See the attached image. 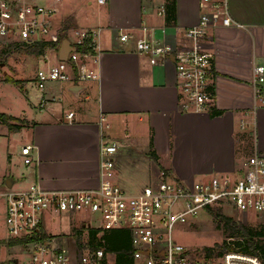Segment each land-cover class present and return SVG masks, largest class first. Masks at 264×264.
Segmentation results:
<instances>
[{
	"label": "crops",
	"instance_id": "0c3cea01",
	"mask_svg": "<svg viewBox=\"0 0 264 264\" xmlns=\"http://www.w3.org/2000/svg\"><path fill=\"white\" fill-rule=\"evenodd\" d=\"M45 1L57 9L52 21L58 18L60 26L54 31L66 36L71 30L94 33L98 78L48 83L42 93L49 100L45 108L30 120L21 117L29 122L22 129L31 132L36 164H23L20 180L37 177L48 190L95 188L104 141L119 146V180L127 157L154 166L146 184L160 170L186 180L235 173L254 149L264 155V107L253 88V69L264 66V0H226L232 23L218 21L201 43L216 57V103L207 113L182 112L173 62L150 64L149 57L135 49L140 38L174 47L189 44L183 30L199 22L206 10L201 0H174V23L166 21L170 0H96V9L83 19L69 1ZM120 31L131 37L120 41ZM260 86L264 95V83ZM35 95L39 101L41 93ZM64 108L74 113L71 121L61 112ZM119 129L123 135L117 134ZM130 187L133 190L122 188L137 192L144 186ZM257 215L264 227V212Z\"/></svg>",
	"mask_w": 264,
	"mask_h": 264
},
{
	"label": "built area",
	"instance_id": "2783aa9c",
	"mask_svg": "<svg viewBox=\"0 0 264 264\" xmlns=\"http://www.w3.org/2000/svg\"><path fill=\"white\" fill-rule=\"evenodd\" d=\"M58 1V0H55ZM105 3V0H97ZM206 10L196 25L183 30L189 41L181 47L140 38L135 49L149 57L150 64L164 65L172 61L175 67V87L179 108L185 113H207L216 103L215 52L204 50L201 43L208 32L220 22L229 26L226 0H201ZM57 12L52 5L29 3L26 0H0V40L4 43L37 41L55 45L56 54L62 41L53 30L52 18ZM77 39L70 41L75 48L65 60L39 68L28 81L39 95L38 106L43 110L48 99L43 96L50 82H82L97 79L94 66L98 64V51L94 33L75 32ZM131 36L119 32L120 41ZM59 44V45H58ZM264 66L253 69V88L256 97L264 95ZM74 113L67 112L71 121ZM103 120V119H102ZM35 146L23 144L19 155L26 167L36 164ZM119 146L104 141L100 147V182L95 188L44 189L37 177L23 190L9 188L4 192L5 221L9 237L20 238L27 253L22 264H116L114 254L108 252L104 234L115 229H127L131 234L134 264H264L259 255L241 251V247L220 255L206 256L192 252L178 242L174 235L177 224L195 220L209 208L231 206L241 213L264 212V155L253 150L235 173L216 174L208 179L187 185L162 171L158 177L137 192H128L112 177ZM27 181V180H26ZM91 211L100 220L98 226L82 222L73 237L72 249L63 243L69 237L62 233L52 235L42 230L43 224L54 221L64 212ZM95 230L96 233L91 232Z\"/></svg>",
	"mask_w": 264,
	"mask_h": 264
},
{
	"label": "rangeland",
	"instance_id": "374dc122",
	"mask_svg": "<svg viewBox=\"0 0 264 264\" xmlns=\"http://www.w3.org/2000/svg\"><path fill=\"white\" fill-rule=\"evenodd\" d=\"M33 1L42 5L48 4L45 0ZM66 1L73 5L74 12L79 15V19L90 17L94 9H96V0ZM89 1L92 3L88 4ZM27 2L31 3V1ZM86 11H88V14H83ZM58 20L56 17L53 19V28L60 26V21ZM58 34L61 39L66 36L62 31ZM67 36L71 41L77 39L74 30H71ZM46 60L49 65L58 63L56 49L46 48L42 55H36L29 53L25 49L11 47L10 43H4L0 40V63H4L0 67V264H22L28 256L20 244H12L15 238L9 237L5 221L6 202L4 200V192L9 188L5 186V179L8 177L14 178L15 181L11 188L16 191L27 188L31 183L29 179L27 181L19 179L24 169L23 159L17 156L18 147L20 148L23 144H32L30 130L22 129L29 122L27 123L21 117L28 116L27 118L30 120V118L38 116L39 106L35 95L37 89L30 85L28 81L33 79L39 68L48 66ZM23 87H27L28 90L24 91ZM62 111L64 113L68 112L67 108ZM4 115L9 118H5ZM35 122L31 123L30 121L31 124H35ZM9 125H17L18 129L11 130ZM120 133L123 135L121 129L118 130L117 134L119 135ZM153 167L145 160H140V158L130 159L127 157L121 164V180L118 179L116 174L112 179L123 188L133 190V187L130 186H136V184L145 186L150 183L146 184V179L154 170ZM162 171L160 170L159 174ZM210 177L186 180L173 175V180L192 185L198 180ZM128 178H131L130 180H134L136 183L130 184L129 182L131 181ZM218 210L223 215L242 223L246 229L252 231L255 234L258 245L264 248V227L258 215L252 212L244 214L228 205L213 208V211H203L195 220L177 224L173 232L175 239L192 252H201L202 256L203 252L206 255V248H212L214 253L217 254L224 242L229 243L237 239L229 237L230 231L225 229L222 224H219L215 216ZM82 222L90 223L92 226L100 224V220L89 210L76 213L64 212L61 215H56L54 221L47 220L43 224L42 230L47 229L52 235L66 234L69 240L63 239V243L69 245V248L72 249V239L77 234V230L82 227ZM259 233H262V235H259Z\"/></svg>",
	"mask_w": 264,
	"mask_h": 264
},
{
	"label": "trees",
	"instance_id": "16d2710c",
	"mask_svg": "<svg viewBox=\"0 0 264 264\" xmlns=\"http://www.w3.org/2000/svg\"><path fill=\"white\" fill-rule=\"evenodd\" d=\"M165 15L167 23H174L175 20V1L170 0L166 3L165 7ZM11 47L21 48L27 50L29 53L42 55L46 48L54 49L55 45L50 42H42L37 41L33 43H24V42H12L10 43ZM218 112V111H217ZM216 112H214L215 114ZM5 116V115H4ZM6 117V116H5ZM9 118V117H6ZM11 130L18 129L17 125H9ZM150 156L152 158H156L155 152L150 151ZM216 208V207H214ZM207 211H213V208L207 209ZM219 224H222L225 229L230 231L229 237L237 238L232 242H224L218 251L217 254L214 253L212 248H206V256L210 257L213 255H220L229 250H235L237 247H241V251L256 254L261 257L264 261V248L259 246L256 239L255 234L252 231L246 229V227L239 222L234 221L231 217H227L223 215L219 210L215 214ZM95 234L96 231L93 230L91 232ZM262 235V233H259ZM105 244L108 252L114 254L116 264H134L131 253H132V245H131V234L127 229H115L109 231L104 234ZM22 239L15 238L12 241V244H20Z\"/></svg>",
	"mask_w": 264,
	"mask_h": 264
},
{
	"label": "water",
	"instance_id": "95a60500",
	"mask_svg": "<svg viewBox=\"0 0 264 264\" xmlns=\"http://www.w3.org/2000/svg\"><path fill=\"white\" fill-rule=\"evenodd\" d=\"M75 48L70 44L69 39L64 38L62 39L59 48H58V59L59 60H65L67 58V55L70 51H74ZM4 63H0V67L3 66ZM14 178L13 177H8L5 179V186L7 188H11L13 186L14 183Z\"/></svg>",
	"mask_w": 264,
	"mask_h": 264
},
{
	"label": "flooded vegetation",
	"instance_id": "af4514ba",
	"mask_svg": "<svg viewBox=\"0 0 264 264\" xmlns=\"http://www.w3.org/2000/svg\"><path fill=\"white\" fill-rule=\"evenodd\" d=\"M6 118V117H5Z\"/></svg>",
	"mask_w": 264,
	"mask_h": 264
}]
</instances>
